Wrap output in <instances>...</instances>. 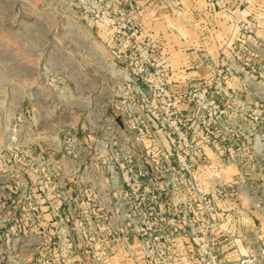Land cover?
Masks as SVG:
<instances>
[{"label": "rangeland", "instance_id": "obj_1", "mask_svg": "<svg viewBox=\"0 0 264 264\" xmlns=\"http://www.w3.org/2000/svg\"><path fill=\"white\" fill-rule=\"evenodd\" d=\"M0 264H264V0H0Z\"/></svg>", "mask_w": 264, "mask_h": 264}, {"label": "crops", "instance_id": "obj_2", "mask_svg": "<svg viewBox=\"0 0 264 264\" xmlns=\"http://www.w3.org/2000/svg\"><path fill=\"white\" fill-rule=\"evenodd\" d=\"M204 13L205 14L208 13L207 12V8L204 9ZM200 14L203 15V12H201ZM208 14H210V16H215L214 22L208 23V22H204V21L201 20L200 21V25H199L200 28H201V30L202 29H205V31H207V30H209V27H211L217 33L221 32V30H222V24L217 20V18H218V12L214 9V10H211V12L208 13ZM222 41H223V38L222 37L219 39V37L217 36L216 39H211L209 37L203 36V37H200L199 44H200V46H205V47L211 46L212 44H214L215 46H221L222 45ZM189 58L191 59V63H192L193 60L196 63H198V61L195 60V59H197L196 57L189 56ZM204 58L205 59H203V57L198 58V60L201 61V63H202L201 66L204 65V62H207V60L209 59V56L205 55ZM211 59H214V57H211ZM191 75L193 76V74H191ZM185 249L186 248H183V251H186Z\"/></svg>", "mask_w": 264, "mask_h": 264}, {"label": "built area", "instance_id": "obj_3", "mask_svg": "<svg viewBox=\"0 0 264 264\" xmlns=\"http://www.w3.org/2000/svg\"><path fill=\"white\" fill-rule=\"evenodd\" d=\"M146 72H147L146 70H141L140 72H133L132 74H128L125 77V84L127 85V87H131V86L136 87L138 89L137 91L140 94H143V91L141 87L139 86V81L143 80L144 74ZM162 90H164V88Z\"/></svg>", "mask_w": 264, "mask_h": 264}]
</instances>
